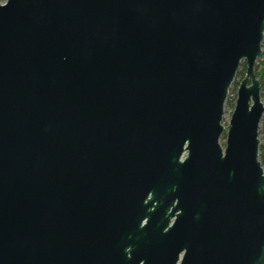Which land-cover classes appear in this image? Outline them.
<instances>
[{"label": "water", "instance_id": "obj_1", "mask_svg": "<svg viewBox=\"0 0 264 264\" xmlns=\"http://www.w3.org/2000/svg\"><path fill=\"white\" fill-rule=\"evenodd\" d=\"M263 33L264 0L0 3V264H264Z\"/></svg>", "mask_w": 264, "mask_h": 264}, {"label": "trees", "instance_id": "obj_2", "mask_svg": "<svg viewBox=\"0 0 264 264\" xmlns=\"http://www.w3.org/2000/svg\"><path fill=\"white\" fill-rule=\"evenodd\" d=\"M262 57L257 61L254 66V74L259 81L260 97L264 101V34L262 38ZM240 68L244 71V65L241 64ZM238 73V72H237ZM258 162L260 163L261 168H264V113L262 114L261 120L258 126ZM224 140V135L221 136Z\"/></svg>", "mask_w": 264, "mask_h": 264}, {"label": "rangeland", "instance_id": "obj_3", "mask_svg": "<svg viewBox=\"0 0 264 264\" xmlns=\"http://www.w3.org/2000/svg\"><path fill=\"white\" fill-rule=\"evenodd\" d=\"M5 0H0V3H3ZM264 34V33H263ZM262 45V44H261ZM263 50V48H261ZM244 74V71L239 68L238 73L236 74L233 83L231 84L230 88L228 89V94L226 96V100L224 102L223 106V115L221 118V126L223 128L226 127L230 113L232 111L233 105H234V100H235V94H236V88L238 86L239 81L242 79ZM261 101L263 103L264 107V101L261 98ZM224 140H222V137L219 138L218 144L223 147ZM263 174H264V168H262Z\"/></svg>", "mask_w": 264, "mask_h": 264}]
</instances>
